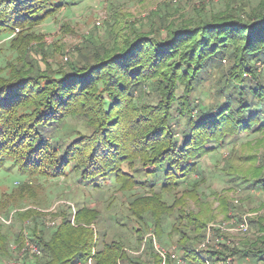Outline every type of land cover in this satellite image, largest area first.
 Here are the masks:
<instances>
[{
	"label": "trees",
	"instance_id": "1",
	"mask_svg": "<svg viewBox=\"0 0 264 264\" xmlns=\"http://www.w3.org/2000/svg\"><path fill=\"white\" fill-rule=\"evenodd\" d=\"M82 1L0 0V33L11 36L16 55L0 67V171L8 161L29 178L69 169L83 187L101 190L112 182L120 193L147 192L114 219L128 235L116 238L101 231L100 211L86 205L60 212L50 230L31 209L13 213L16 223L29 219L41 248L33 264H78L92 254L94 264H143L129 256L132 241L138 251L143 245L149 264H161L148 233L162 248L175 237L176 253L189 264H226V253L212 243L198 249L215 217L201 199V160L244 134L260 133L256 143L264 144V78L255 73L256 63L264 67V0H228L217 15L198 11L194 20L167 25L165 37L106 27V39L86 37L67 64L49 62L52 48L31 46L41 39L34 29ZM213 67L219 79L212 107L204 109L195 94L213 78ZM150 93L158 96L155 103L145 100ZM71 119L86 133L78 136ZM243 144L231 147L225 171L264 192V163ZM220 199L225 214L227 199ZM3 200L10 210V199ZM249 223L253 236L230 249L231 264H264V217ZM9 241L0 229V260ZM166 264H176L169 253Z\"/></svg>",
	"mask_w": 264,
	"mask_h": 264
},
{
	"label": "rangeland",
	"instance_id": "2",
	"mask_svg": "<svg viewBox=\"0 0 264 264\" xmlns=\"http://www.w3.org/2000/svg\"><path fill=\"white\" fill-rule=\"evenodd\" d=\"M224 2L228 4V0H84L76 6L60 10L55 16L35 28L34 32L40 34L41 39L39 44L32 43L31 46L35 49L37 45L52 48V52L49 51L48 61L65 65L70 61V57L75 55V49L86 37L106 39V27L117 29L127 36L133 35V31L136 30L148 37H165L166 26L170 23H178L183 18L194 20L198 11L201 14L217 15L223 9ZM10 37L8 33H0V67H4L9 62H15L16 55L9 49ZM34 57L40 60L39 54L36 53ZM221 63L224 68L228 66L225 60ZM40 66L43 67L42 64ZM208 72L213 78L204 81L195 94V97L205 104L204 109L212 107L214 90L219 79V71L215 67ZM255 73L256 78H264V67L256 63ZM177 95H181V89L177 91ZM144 98L149 103H155L158 100L155 93L146 94ZM78 121V119H71L68 122L80 131L79 136L85 134L86 130H83V126ZM262 137L260 133L244 134L235 143L226 144L201 160L202 170L205 173V182L201 186V199L208 202L215 216L207 223V227L209 225L223 226V230L215 229L214 232H209L210 244L212 243L214 250L226 253L228 264H231L233 260L230 249L239 248L253 236L255 229L250 225L249 220L264 217V192L244 185L240 175L227 174L225 162L231 147L235 145L232 148L238 150L241 143H244L245 153H255L257 163H264V144L258 146L256 143ZM249 142L252 144L250 145ZM65 173V175H49L46 178L23 177L11 161H8L4 169L0 171V201L10 199L13 205L9 207L11 208L9 210L0 203L1 234H8L10 240L7 256L0 260L2 264H33L31 259L33 255L28 252L29 249L24 253L21 251L25 247L24 242L34 243L30 221L29 219L21 220L19 223L12 221V214L17 211L31 209L39 213L43 227L50 230L61 219L60 212L69 209L73 211L77 207L86 205L100 211L102 232L108 233L111 238L127 233V228L115 225L114 219H119L125 214L127 202L134 196L146 195L145 189L136 188L131 192L120 193L116 191V186L112 182L111 184L104 182L101 190H94L76 184L69 169H66ZM23 185L29 186L30 189L25 190ZM222 197L227 199L228 207L225 214L221 209L220 198ZM189 205L191 209L194 208V204ZM243 218L248 230L238 232L236 227ZM51 221L55 222L54 226L49 225ZM18 235L19 239L16 238ZM125 236L128 235L125 234ZM172 239L167 242L168 245L163 246L167 252L174 247L175 237ZM131 245L133 247L131 250L126 247V250H130L131 259L149 264L148 254H142L144 247L138 251L134 241ZM176 255L180 258L179 251ZM180 264H189V262L181 259ZM195 264L199 263L195 262Z\"/></svg>",
	"mask_w": 264,
	"mask_h": 264
},
{
	"label": "built area",
	"instance_id": "3",
	"mask_svg": "<svg viewBox=\"0 0 264 264\" xmlns=\"http://www.w3.org/2000/svg\"><path fill=\"white\" fill-rule=\"evenodd\" d=\"M49 225L50 226H54L55 222L51 221V222H49ZM236 228H237L238 232H246L248 230V226H247L244 218H243V221L240 224H238ZM215 229L223 230V226H221V225H219V226L218 225H209L207 227V234H206L207 236L204 239V241L199 245L198 249H205L210 244V235L209 234L214 232L213 230H215ZM146 237H152V239H153V243H152L153 249L160 256L161 264H166V256L168 255V253L170 254V258L174 262H176L177 264L178 263L180 264L181 259L176 255L175 247L170 252H167L157 243V241L154 239V237L152 236L151 233H148L146 235ZM216 243L218 244V240L217 239H216ZM24 244H25V247H23L21 249L22 253L26 252L29 249L28 252L30 254H32L33 256H41V254H42L41 248L38 245H36L35 243H30L28 241L24 242ZM142 247H143V245H142ZM92 257H93V254L85 262L78 263V264H94ZM227 262L228 261H225L226 264H228Z\"/></svg>",
	"mask_w": 264,
	"mask_h": 264
}]
</instances>
